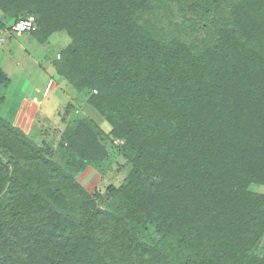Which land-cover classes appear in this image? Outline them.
<instances>
[{"label":"trees","instance_id":"16d2710c","mask_svg":"<svg viewBox=\"0 0 264 264\" xmlns=\"http://www.w3.org/2000/svg\"><path fill=\"white\" fill-rule=\"evenodd\" d=\"M202 1L214 37L197 48L160 33L154 0H0L2 35L32 17L20 34L70 37L50 64L95 90L86 100L132 162L103 207L73 172L74 154L108 157L100 131L82 122L53 146L0 112V264H264V0ZM10 83L0 64V107ZM37 173L61 198L39 193Z\"/></svg>","mask_w":264,"mask_h":264},{"label":"rangeland","instance_id":"374dc122","mask_svg":"<svg viewBox=\"0 0 264 264\" xmlns=\"http://www.w3.org/2000/svg\"><path fill=\"white\" fill-rule=\"evenodd\" d=\"M154 2L156 10L151 17L166 38L181 37L197 48H203L213 40V27L205 26L206 22L201 20L204 18L206 4L205 2L203 4L202 0L197 1L202 6L195 11L186 8L184 4H173L164 8L163 4H168L166 0ZM1 19L6 21L7 25L12 23L11 16H2ZM4 35L6 38L0 44V64L11 77V83L3 88L5 101L0 107V112L11 119L15 111L26 108L27 116L32 115V118L28 122L27 116L24 117L26 121L21 118L20 124L26 131L30 128L33 134L41 133L53 146H57L61 138L65 140L82 122L89 123L92 128L100 131L103 135L100 139L107 146L108 157L100 165L94 166L73 153L77 161L76 166L79 167L73 172L74 178L87 191L97 194L99 190L102 193L101 197H98L101 206L111 207V203L116 200V197L113 198L116 194L111 191V185L119 187L132 168L127 152L130 147L125 146L124 139L110 135L112 129L110 122L105 120L96 106L86 100L90 98L92 92L96 93L95 90L85 88L78 92L70 89V85H65V80L55 73L54 67L50 64L56 52L71 42L70 37L64 31H60L54 33L48 43L39 44L28 33L10 36V32L5 31ZM28 101H33L31 106L25 105ZM68 102L75 105V110L69 115L63 111ZM37 109L43 114L35 116ZM68 153L72 155L71 151ZM3 160L6 161L4 157ZM39 179L43 182L35 185L39 193L50 198H61L59 196L61 191L54 193L57 187L55 182L37 173L34 181ZM260 189L264 191V186ZM68 201L72 202L70 198ZM150 235L156 237L152 231ZM256 252L264 255V239L256 248Z\"/></svg>","mask_w":264,"mask_h":264},{"label":"built area","instance_id":"2783aa9c","mask_svg":"<svg viewBox=\"0 0 264 264\" xmlns=\"http://www.w3.org/2000/svg\"><path fill=\"white\" fill-rule=\"evenodd\" d=\"M32 20H33L32 17L28 19L20 20L19 22L13 25L12 30L16 31L17 33H22L24 30L29 29L31 27ZM4 38L5 36L0 33V42H2Z\"/></svg>","mask_w":264,"mask_h":264},{"label":"crops","instance_id":"0c3cea01","mask_svg":"<svg viewBox=\"0 0 264 264\" xmlns=\"http://www.w3.org/2000/svg\"><path fill=\"white\" fill-rule=\"evenodd\" d=\"M27 103H29V104H27ZM25 105H29V106H31V104L33 103V101L31 102V101H28ZM38 113H39V110L37 109V112H36V114H35V116H37L38 115ZM28 115V110L26 109V108H20L19 110H18V112H17V115H16V117H15V121H16V123L17 124H19L20 126H22L23 128H24V126L23 125H21L20 123V121H22L21 120V118L22 119H24V117L26 118V116ZM30 116V115H29ZM29 116H27V118H26V120H27V122L29 121V119L31 120V118H32V115H31V117H29ZM25 120V119H24ZM25 120V121H26ZM29 129V131H31V129L30 128H28ZM39 133V132H38Z\"/></svg>","mask_w":264,"mask_h":264},{"label":"snow or ice","instance_id":"6c2138e0","mask_svg":"<svg viewBox=\"0 0 264 264\" xmlns=\"http://www.w3.org/2000/svg\"><path fill=\"white\" fill-rule=\"evenodd\" d=\"M22 26V25H21Z\"/></svg>","mask_w":264,"mask_h":264}]
</instances>
